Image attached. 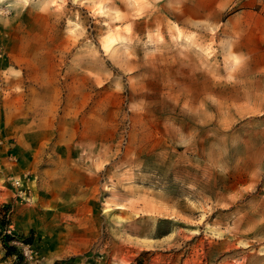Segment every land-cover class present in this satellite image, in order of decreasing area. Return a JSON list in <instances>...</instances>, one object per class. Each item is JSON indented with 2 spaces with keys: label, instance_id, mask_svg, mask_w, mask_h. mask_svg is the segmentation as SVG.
<instances>
[{
  "label": "rangeland",
  "instance_id": "1",
  "mask_svg": "<svg viewBox=\"0 0 264 264\" xmlns=\"http://www.w3.org/2000/svg\"><path fill=\"white\" fill-rule=\"evenodd\" d=\"M259 0H0V264H264Z\"/></svg>",
  "mask_w": 264,
  "mask_h": 264
},
{
  "label": "crops",
  "instance_id": "2",
  "mask_svg": "<svg viewBox=\"0 0 264 264\" xmlns=\"http://www.w3.org/2000/svg\"><path fill=\"white\" fill-rule=\"evenodd\" d=\"M260 2H263L264 3V0H259ZM262 10L264 12V4H263V7H262ZM264 14V13H263Z\"/></svg>",
  "mask_w": 264,
  "mask_h": 264
}]
</instances>
